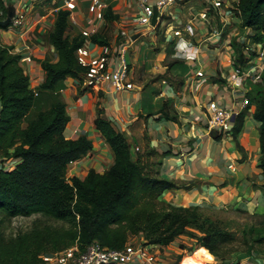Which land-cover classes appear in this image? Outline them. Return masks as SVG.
I'll use <instances>...</instances> for the list:
<instances>
[{
  "label": "trees",
  "instance_id": "trees-1",
  "mask_svg": "<svg viewBox=\"0 0 264 264\" xmlns=\"http://www.w3.org/2000/svg\"><path fill=\"white\" fill-rule=\"evenodd\" d=\"M0 8L4 10L0 17L3 20L13 10L2 1ZM238 9L240 27L250 28L251 39L264 43V0H239ZM68 17L69 12L63 9L55 15L47 42L56 61L41 63L45 80L39 91L53 93L63 80L80 79L82 69L75 52L84 40L80 35L68 38ZM105 20L111 23L115 20L108 8ZM90 40L94 44H108L97 34ZM232 47L237 62H241L242 50L234 39ZM165 54L167 70L184 61L171 44H166ZM20 61L21 55L0 41V161L18 160L11 170H0V264H40L42 255L74 244L81 250L94 242L120 250L136 236L142 237L144 246L157 247L169 246L182 236L193 240L196 243L193 251L179 246L184 253L177 257L176 264L188 253L189 260L198 264H211V258L227 260L231 254L229 247L236 241L234 235L212 222L209 212L200 207H175L159 201L160 194L174 185L149 169L148 158L157 153L151 149L132 161L123 134L100 116L93 120V126L113 154L112 166L102 174L91 169L83 179L67 178V166L85 157L93 149L92 142L84 136L75 140L65 137L69 117L61 101L39 111L23 126L37 94L30 89L29 77ZM247 97L249 105L254 106L252 118L259 123L258 166L264 190V73L259 84L250 85ZM169 110L170 106L164 103L159 117L176 122V114ZM243 119L241 113L235 117L233 136L241 130ZM33 215L65 226L35 224L14 238H5L2 232L5 220ZM261 227L259 231L252 228L246 233L253 237L255 245H264V224Z\"/></svg>",
  "mask_w": 264,
  "mask_h": 264
},
{
  "label": "crops",
  "instance_id": "crops-1",
  "mask_svg": "<svg viewBox=\"0 0 264 264\" xmlns=\"http://www.w3.org/2000/svg\"><path fill=\"white\" fill-rule=\"evenodd\" d=\"M44 1L48 0H6L5 4L22 7L25 21L19 31L0 30V41L21 55L20 65L29 77V87L37 94L23 126L39 111L61 101L69 117L65 137L75 140L84 136L92 142L93 149L85 159L67 166V178L83 179L91 169L102 174L112 166L113 154L93 126V120L100 116L115 131L123 134L135 156L151 149L157 153L148 158L149 169L174 185L160 194L159 201L175 207H200L208 212L264 215V190L258 166L259 123L252 118L254 106L249 105L240 112L244 119L236 136H213L206 131L212 111L220 106L237 105L239 101L238 98L232 99L229 93L223 70L226 66L224 53L203 41L206 27L198 28L196 59L175 64L167 70L163 44L154 53L149 52L144 43L138 42L144 36L133 22L139 13L133 0H102L115 18L113 23L99 21L88 12L90 0H78L76 9L69 13L67 20L66 35L70 40L79 37L82 30L92 32L94 29L107 43L115 42L118 29L133 33L132 38L136 36L132 39L129 57L130 81L135 89L114 92L112 88L103 86L98 90H88L81 87L79 79L67 78L51 93L39 91L45 80L41 63L56 61L47 36L57 13L52 11L62 7L65 0H50L46 4L48 7L39 9ZM51 4L56 6L49 8ZM202 4V0H186L172 10L177 9L180 18L184 19L191 10L200 9ZM39 20L40 23L31 26ZM155 34L150 32L148 35ZM224 34L230 40L241 37L238 31L231 33L226 30ZM199 70L203 72L202 78L195 76ZM164 103L170 106L171 114H176V122L159 117L158 112ZM11 162L14 167L18 160ZM131 241L143 243L141 236ZM191 241L182 236L169 246L151 248L159 264H176L177 257L184 253L179 246H187Z\"/></svg>",
  "mask_w": 264,
  "mask_h": 264
},
{
  "label": "built area",
  "instance_id": "built-area-1",
  "mask_svg": "<svg viewBox=\"0 0 264 264\" xmlns=\"http://www.w3.org/2000/svg\"><path fill=\"white\" fill-rule=\"evenodd\" d=\"M0 1L4 3V6L7 5V3L5 4L6 0ZM77 1L65 0L62 7H57L52 12L55 13L63 9L71 13L76 9ZM185 1L133 0L139 12L135 15L133 22L141 30L140 34L143 36L160 30L166 44H171L174 52H177L184 61L196 59L197 44L195 38L198 28L200 26L206 27L203 41L214 45L224 53L226 66L223 70L225 69L229 93H231L232 99H239L237 105L220 106L212 111L206 123V131L208 134L215 132L219 136L232 135L235 117L249 107L248 86L261 82L264 73V43L255 42L251 39L253 33L250 28L240 27L239 0H202L203 4L200 9L191 10L189 16L184 19L181 18L180 24H176V20L172 18L174 16L172 8L182 5ZM12 8L13 15L7 30L19 31L25 21V13L22 7L14 6ZM107 8L108 5L102 0H90L88 4V12L92 13L99 21L105 20ZM164 11H168V14H165ZM155 13L157 15L156 23L152 26L151 19ZM3 14L4 10L0 8V17ZM44 18L45 16L42 17V19ZM40 22V20L33 22L31 26ZM226 30L231 33L233 31H247L246 36L240 35L241 37L235 39L242 50L241 62H237L232 40L224 34ZM95 34L96 29L92 32L82 30L80 33L84 43L77 48L75 58L82 69L79 75L81 87L88 90H98L99 87L108 86L114 92L134 90L135 86L130 81L131 65L127 59V55L132 51L133 33L120 29L116 36L118 40L106 45L92 43L90 38ZM181 43L185 45L183 48L179 47ZM195 76L202 78L204 75L199 70ZM83 158L85 159V157ZM11 161L13 160L0 161V170H11L13 168ZM40 259V264H159L157 255L151 246L135 243H128L120 250L108 249L96 242L81 250L77 244H74L63 250L42 255Z\"/></svg>",
  "mask_w": 264,
  "mask_h": 264
},
{
  "label": "rangeland",
  "instance_id": "rangeland-1",
  "mask_svg": "<svg viewBox=\"0 0 264 264\" xmlns=\"http://www.w3.org/2000/svg\"><path fill=\"white\" fill-rule=\"evenodd\" d=\"M47 3H50V0L46 2L44 1L42 5L38 6V8L41 9L43 6L48 7V5H46ZM55 6L56 4L54 5L51 4L49 8H53ZM185 11L186 10H184V12ZM164 13L168 14V11H164ZM172 14L174 15L172 18L176 20V24H180L181 18L179 16V11L177 9L176 10L173 9ZM119 30L120 29L117 30L116 34L119 33ZM246 34H247L246 30L240 31V35L242 36H246ZM117 40L118 37H116L115 41ZM138 42L144 43V45H146L149 52H154V53L157 50H159V48H161V44H163L162 46L164 47L166 46L165 40L161 35L160 30H158L155 35H148V34L144 35V37H141V39ZM132 48L133 47H131V49ZM130 54L131 53L127 55L128 60ZM164 65H166L165 60H164ZM249 87L250 86H248V88ZM0 213L2 212L0 211ZM207 215L212 222L217 224L219 227L231 232L236 238L235 243L229 247L231 254H229L227 260L225 262H221L211 258L210 259L211 264H264V245H255V243L252 242L253 237H251V235L247 236L246 234L252 228H256V230L258 231L261 230L262 228L261 226L264 224V215L256 216V215L244 214L241 212H227V211L209 212ZM35 224H38L40 226L48 225L52 227L65 226L64 223L62 222H58L50 219L48 220L39 215H33L29 218L17 217L11 220H5L2 226V232L4 233L6 239H10V238H14L18 233L31 230V228H33ZM132 242H136V241H130L129 244ZM195 245L196 243L194 241H191L189 242L187 247L190 248L191 251H193L195 250ZM189 255L190 253L185 254V256L182 258V260L185 258L184 263L181 260L178 262V264H198L189 260L191 257Z\"/></svg>",
  "mask_w": 264,
  "mask_h": 264
},
{
  "label": "water",
  "instance_id": "water-1",
  "mask_svg": "<svg viewBox=\"0 0 264 264\" xmlns=\"http://www.w3.org/2000/svg\"><path fill=\"white\" fill-rule=\"evenodd\" d=\"M12 15H13V13H12V11H10V12H8L7 17L4 20H0V28L1 27H7L8 26V24H9L11 18H12ZM156 17H157V15L155 13L153 15L152 19H151V25L152 26H154L155 23H156ZM135 38H136V36H134L132 39H135ZM211 135L214 136L215 135V132H211ZM129 151H130L131 160L134 161V159H135V153L133 152V149H130Z\"/></svg>",
  "mask_w": 264,
  "mask_h": 264
},
{
  "label": "clouds",
  "instance_id": "clouds-1",
  "mask_svg": "<svg viewBox=\"0 0 264 264\" xmlns=\"http://www.w3.org/2000/svg\"><path fill=\"white\" fill-rule=\"evenodd\" d=\"M185 45L183 44V43H181L180 45H179V47L180 48H183Z\"/></svg>",
  "mask_w": 264,
  "mask_h": 264
}]
</instances>
